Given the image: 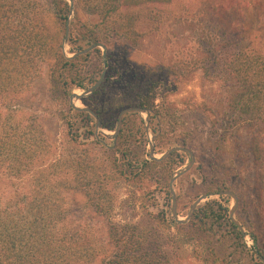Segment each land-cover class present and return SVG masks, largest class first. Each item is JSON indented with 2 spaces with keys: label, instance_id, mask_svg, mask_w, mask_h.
I'll use <instances>...</instances> for the list:
<instances>
[{
  "label": "trees",
  "instance_id": "16d2710c",
  "mask_svg": "<svg viewBox=\"0 0 264 264\" xmlns=\"http://www.w3.org/2000/svg\"><path fill=\"white\" fill-rule=\"evenodd\" d=\"M74 2L76 16L81 9L97 19L89 22L87 37L74 36L71 29L70 51L75 53L83 49L76 45L78 39L90 45L111 36L119 44L138 45L143 24L159 26L163 8L174 0ZM210 2L231 12L254 7L264 21V0ZM69 11L67 0H0V182L5 179L10 183L0 187V264H175L169 253L177 254L180 245L168 231L172 227L195 240L202 248V260L211 264H264L259 257H264V53L245 37L226 33L231 39H227L220 57L222 70L234 82L226 95L228 110L238 115L249 140L244 154L248 165L240 172L253 211H244V219H239L257 249L251 252L228 207L217 200L198 206L185 224L174 223L166 215L156 216L153 223L115 221L111 217V156L119 178L136 179L144 174L149 178L162 170L167 184L172 170L166 165L179 154L162 161L142 159L139 163L145 168L139 167L141 171L129 167V172L116 163L121 158L133 160L131 143L124 139L127 136L130 141L131 131L125 126L128 118H140L139 113L124 118L112 145L102 142L93 127L87 129L85 138L94 137L102 151L101 161H97L92 156L95 147H85L80 141L81 128H89L92 121L88 112L72 106L62 110L68 131L57 140L45 131L38 116L28 111L24 94L45 72L62 98L75 87L85 89L98 79L82 64L92 51L74 58L64 52ZM97 30H104V34ZM110 78L106 74L102 84L82 101L87 103L100 94ZM156 93L150 87L134 105L146 108L158 124L173 118V109L157 104ZM87 105L101 117L98 107ZM154 126L156 133L160 128ZM215 187L217 192L226 189L223 183ZM74 189L84 191L94 213L107 219L104 235L93 223L70 211L67 194ZM238 195L243 200L245 193ZM243 202L247 203L246 198Z\"/></svg>",
  "mask_w": 264,
  "mask_h": 264
},
{
  "label": "rangeland",
  "instance_id": "374dc122",
  "mask_svg": "<svg viewBox=\"0 0 264 264\" xmlns=\"http://www.w3.org/2000/svg\"><path fill=\"white\" fill-rule=\"evenodd\" d=\"M210 1L174 0L171 5L163 8L159 26L143 24V37L136 46L119 44L111 36L99 41L107 47L106 74H110L111 78L100 94L87 103L82 98L78 105L89 107L87 104H93L98 107L102 112L101 117L99 116L102 128L97 129L95 119L91 116L89 128L83 126L80 130V141L85 147L87 144L95 147L92 156L101 161L102 151L99 144L92 136L85 138L88 135L87 129L93 127L95 135L102 142H111L112 145V134L121 110L135 106L140 95L153 87L157 91L156 103L170 106L173 109V118L158 124L155 119L150 118V113L148 120L146 113L139 112L137 113L140 118H128L125 127L131 131L130 141L127 136L124 139L125 143H131L130 159L133 160L121 158L116 163L123 164L129 172V167L137 171L142 166L140 160H152L149 145L152 137L157 156H161L171 147H188L195 154V163L174 182L179 218L184 219L192 204L202 195L205 198L198 206L217 200L223 207H228L230 216L234 199L229 195L217 194L215 187L223 183L226 189L237 194L245 193L243 200L239 199L235 212L236 219L241 223L239 218L244 219V211H253L251 201L247 198L248 192L243 191L245 186L240 172L244 165H248L244 154L248 152L249 140L238 115L231 114L228 110L226 95L234 87V82L222 70L220 57L227 39H231L228 35L231 33L245 37L247 42L264 53V21L254 7L242 13L231 12L214 7ZM76 6L74 2V12L69 11V36L73 29L74 36L87 37L90 32L89 22L97 19L81 9L80 16H76ZM97 32L104 34V30ZM76 45H82L83 49L89 46L79 39ZM71 47L68 40L66 54L69 56L74 54L70 51ZM91 51L90 56L82 61L83 68L99 79L105 67L103 48L97 47ZM85 89L75 87L70 94L81 93ZM70 94L67 98H62L51 87L47 72L39 76L24 94L28 111L35 113L49 136L57 140H62L68 131L65 122L67 118H62L61 112L71 106ZM155 124L160 128L156 133ZM174 153L179 154L173 155ZM174 153L170 163L166 165V169L172 170L171 177L189 162V156L185 152ZM115 167L114 158L111 156V217L115 221L153 223L152 219L155 220L156 216L166 215L176 223L172 215V195L169 187L171 177L166 184L162 170H158L149 178L145 174L136 179L119 178ZM144 168L145 166L141 169ZM9 185L8 180L3 179L0 182L1 188ZM67 195L70 211L83 221L93 223L99 233L104 235L107 219L94 213L85 192L74 189ZM244 197L248 205L243 202ZM168 231L174 234L175 241L180 245L177 254L169 253L175 264H211L202 260V248L195 240L187 238L183 230L172 227ZM246 233L248 248L251 252H256L250 233Z\"/></svg>",
  "mask_w": 264,
  "mask_h": 264
},
{
  "label": "water",
  "instance_id": "95a60500",
  "mask_svg": "<svg viewBox=\"0 0 264 264\" xmlns=\"http://www.w3.org/2000/svg\"><path fill=\"white\" fill-rule=\"evenodd\" d=\"M67 1H69V3H70L71 13H73L74 12V0H67ZM69 23H70V21L68 20V22L66 24L65 36H64V41H63V49H64L65 53H66V46H67L68 40H69V31H70ZM97 47L103 48V58H104V65H105L104 70L102 71L100 78L93 85H91L87 89L83 90L81 93L72 92L70 94V104L75 110L88 112L95 119L97 129L99 130L102 128V123H101V119L99 118V115L89 107L78 105V101H80L82 98L87 97L88 95L92 94L102 84V82L105 78V75H106L107 47L102 42L93 43V44L89 45L88 47L74 53L73 55H70V56L68 55V57L74 58V57H77L78 55L86 54V53L90 52L91 50H93ZM133 112L146 113L147 120L149 118V111L146 108H143L140 106L126 107L123 110H121V112L118 115L116 129H115L114 133L112 134V138L114 139V142H115V139L117 138L118 134L121 131L123 121H124V117L127 114L133 113ZM146 131L149 133L148 127H146ZM149 145H150V158L153 160H156V161L165 160L168 157H170L174 152H178V151H183L189 156L188 164L184 168L174 172V174L172 175L170 182H169V187H170V191H171V195H172V215H173L176 223L185 224V223L190 221V219L192 218L196 208L202 202V200L205 198V195H202L201 197H199L190 207V210H189L187 216L184 219H181V218H179V214H178V201H177V195H176L175 188H174V182L178 177L182 176L183 174H185L187 171H189L192 168V166L195 163V154L188 147L175 146V147H171L168 150H166L161 156H157L155 154L156 152H155V144L153 142V137L151 138ZM217 194L229 195L234 199V205L230 209V218H231L232 222L238 226L240 231H242L244 236L247 235V233L244 231L243 225L235 217V212H236V209L239 205V199H240L239 195L235 191H232L229 189L221 190V191L217 192ZM259 257L264 262V257L261 255H259Z\"/></svg>",
  "mask_w": 264,
  "mask_h": 264
},
{
  "label": "bare ground",
  "instance_id": "6f19581e",
  "mask_svg": "<svg viewBox=\"0 0 264 264\" xmlns=\"http://www.w3.org/2000/svg\"><path fill=\"white\" fill-rule=\"evenodd\" d=\"M78 93H80V92H78Z\"/></svg>",
  "mask_w": 264,
  "mask_h": 264
}]
</instances>
